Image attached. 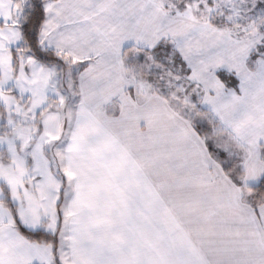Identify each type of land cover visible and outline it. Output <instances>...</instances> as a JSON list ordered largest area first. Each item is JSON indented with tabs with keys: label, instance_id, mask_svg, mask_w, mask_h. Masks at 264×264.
<instances>
[{
	"label": "snow or ice",
	"instance_id": "snow-or-ice-1",
	"mask_svg": "<svg viewBox=\"0 0 264 264\" xmlns=\"http://www.w3.org/2000/svg\"><path fill=\"white\" fill-rule=\"evenodd\" d=\"M0 264H264V0H0Z\"/></svg>",
	"mask_w": 264,
	"mask_h": 264
}]
</instances>
